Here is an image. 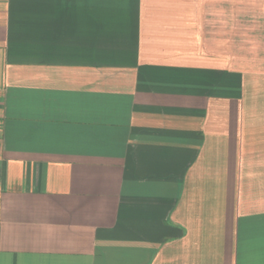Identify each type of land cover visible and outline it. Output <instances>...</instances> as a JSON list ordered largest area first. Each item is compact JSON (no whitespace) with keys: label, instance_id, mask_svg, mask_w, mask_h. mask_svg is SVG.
<instances>
[{"label":"crops","instance_id":"obj_1","mask_svg":"<svg viewBox=\"0 0 264 264\" xmlns=\"http://www.w3.org/2000/svg\"><path fill=\"white\" fill-rule=\"evenodd\" d=\"M0 264H264V0H0Z\"/></svg>","mask_w":264,"mask_h":264}]
</instances>
